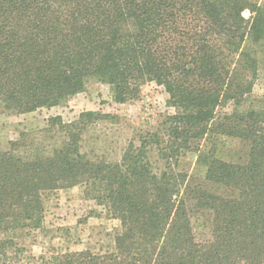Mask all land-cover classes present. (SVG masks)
<instances>
[{
    "label": "trees",
    "instance_id": "1",
    "mask_svg": "<svg viewBox=\"0 0 264 264\" xmlns=\"http://www.w3.org/2000/svg\"><path fill=\"white\" fill-rule=\"evenodd\" d=\"M262 73L260 0H0L4 111L63 106L93 80L119 104L155 84L171 110L118 160L83 152L93 127L120 121L91 111L0 149V264H264ZM186 152L202 179L177 170ZM75 187L120 222L114 248L29 254L49 194Z\"/></svg>",
    "mask_w": 264,
    "mask_h": 264
},
{
    "label": "rangeland",
    "instance_id": "2",
    "mask_svg": "<svg viewBox=\"0 0 264 264\" xmlns=\"http://www.w3.org/2000/svg\"><path fill=\"white\" fill-rule=\"evenodd\" d=\"M260 2L264 3V0ZM245 16L249 17L250 13L246 12ZM254 94L264 96L263 73L256 83ZM168 99L163 88L149 84L143 88L138 100L119 104L114 100L109 85L93 80L84 92L63 106L24 115L4 111L0 107V149H6L7 144L17 141L22 133H39L52 117H62L68 123L76 120L81 113L91 111L119 116L120 121L104 122L93 127L85 137L83 152L91 158L118 160L130 142L148 131L157 130L161 116L171 112ZM233 154L234 151L230 150L224 157L229 160ZM151 160L156 168L161 167L156 154ZM177 165L178 171L193 178L202 179L206 174V169L198 163L196 153H183ZM120 228L118 220L111 219L102 207L85 197L80 187H75L49 194L42 229L26 237L23 244L26 251L36 258L49 259L54 254L84 250L98 253L114 248V236ZM198 230L203 228L199 225Z\"/></svg>",
    "mask_w": 264,
    "mask_h": 264
}]
</instances>
